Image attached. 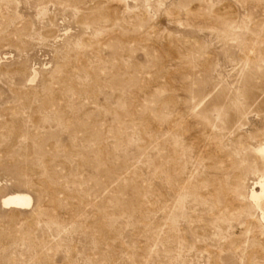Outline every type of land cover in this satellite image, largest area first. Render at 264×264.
<instances>
[{
  "label": "rangeland",
  "instance_id": "1",
  "mask_svg": "<svg viewBox=\"0 0 264 264\" xmlns=\"http://www.w3.org/2000/svg\"><path fill=\"white\" fill-rule=\"evenodd\" d=\"M263 151L264 0H0V264H264Z\"/></svg>",
  "mask_w": 264,
  "mask_h": 264
},
{
  "label": "bare ground",
  "instance_id": "2",
  "mask_svg": "<svg viewBox=\"0 0 264 264\" xmlns=\"http://www.w3.org/2000/svg\"><path fill=\"white\" fill-rule=\"evenodd\" d=\"M264 155V151L262 152ZM264 157V156H262ZM262 191L263 195L259 199L264 197V178L262 179ZM33 205V198L31 195L26 193H13L7 195L2 200V206L4 209H17V210H27Z\"/></svg>",
  "mask_w": 264,
  "mask_h": 264
}]
</instances>
